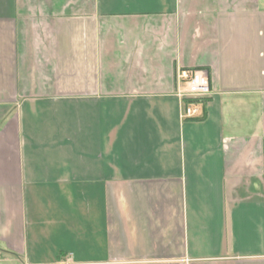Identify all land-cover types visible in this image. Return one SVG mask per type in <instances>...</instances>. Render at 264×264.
<instances>
[{
	"label": "crops",
	"instance_id": "crops-1",
	"mask_svg": "<svg viewBox=\"0 0 264 264\" xmlns=\"http://www.w3.org/2000/svg\"><path fill=\"white\" fill-rule=\"evenodd\" d=\"M46 1L0 0V264H264V0Z\"/></svg>",
	"mask_w": 264,
	"mask_h": 264
},
{
	"label": "built area",
	"instance_id": "built-area-1",
	"mask_svg": "<svg viewBox=\"0 0 264 264\" xmlns=\"http://www.w3.org/2000/svg\"><path fill=\"white\" fill-rule=\"evenodd\" d=\"M179 76L183 83L177 93L184 101L182 116L197 118L202 111V101L212 93L209 75L204 69H183Z\"/></svg>",
	"mask_w": 264,
	"mask_h": 264
},
{
	"label": "rangeland",
	"instance_id": "rangeland-1",
	"mask_svg": "<svg viewBox=\"0 0 264 264\" xmlns=\"http://www.w3.org/2000/svg\"><path fill=\"white\" fill-rule=\"evenodd\" d=\"M50 1H54L56 3V5H58L57 7L61 8V9H65L66 8L65 4H67V0H50ZM39 3H40V0H32L31 3H28V7H30L32 9L33 13H35L37 16L40 15L38 13L39 12V7H40Z\"/></svg>",
	"mask_w": 264,
	"mask_h": 264
},
{
	"label": "trees",
	"instance_id": "trees-1",
	"mask_svg": "<svg viewBox=\"0 0 264 264\" xmlns=\"http://www.w3.org/2000/svg\"><path fill=\"white\" fill-rule=\"evenodd\" d=\"M196 119V118H195Z\"/></svg>",
	"mask_w": 264,
	"mask_h": 264
}]
</instances>
